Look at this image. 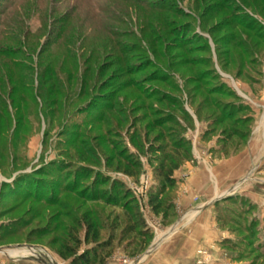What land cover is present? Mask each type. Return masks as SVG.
<instances>
[{
    "label": "rangeland",
    "instance_id": "obj_1",
    "mask_svg": "<svg viewBox=\"0 0 264 264\" xmlns=\"http://www.w3.org/2000/svg\"><path fill=\"white\" fill-rule=\"evenodd\" d=\"M143 1L0 0V52H7L0 53V188L6 187L0 194V264H67L60 256L67 240L63 228L86 209L106 216L120 208L102 201L83 204L80 197L89 196V188H108L116 180L118 199L126 187L141 209L136 192L150 180L148 173L153 176L151 156H137L143 167L138 180L115 170V159L105 165L112 144H124L128 153L136 150L134 130L125 132L127 123L113 130L120 110L137 127L145 112H136L138 106L154 110L156 100L174 97L194 122L183 135L201 139L199 146L206 147L210 142L221 146V130L232 127L216 121L240 105L235 130L240 136L248 132L247 140L236 145L234 137L227 152L218 148V155H234L248 142L264 148V0ZM73 35L76 57H92L86 71L75 66L69 45L64 51ZM233 39L246 44L234 48ZM108 43L112 49L105 48ZM43 69L46 76L60 72L54 100L30 97ZM182 114L174 112L180 122ZM213 126L215 133L205 136ZM86 146L92 156L83 152ZM243 179L239 185L248 184L237 185V194L219 206L218 225L225 232L221 264H264V154ZM83 230L77 232L80 238ZM88 247L81 244L78 252ZM130 261L115 248L107 264Z\"/></svg>",
    "mask_w": 264,
    "mask_h": 264
},
{
    "label": "trees",
    "instance_id": "obj_2",
    "mask_svg": "<svg viewBox=\"0 0 264 264\" xmlns=\"http://www.w3.org/2000/svg\"><path fill=\"white\" fill-rule=\"evenodd\" d=\"M125 1L128 2V0ZM132 1H134L135 3L144 2L143 0ZM231 2H233V0H231ZM231 2H227L224 8L227 10L230 9ZM74 37L75 35L71 36L69 40L65 42L64 49H66L64 51H67V45H69L68 51L71 53L73 59L75 60V66H85L84 70L86 71L91 67L90 61L92 57L91 55H88L87 58L83 61H81L80 58L78 59V57H76L78 52L75 49L74 44L76 40L74 39ZM233 42L234 48H238V43H245V41H236V39L235 41L233 39ZM109 47L112 49L113 45L111 43H108L105 48ZM0 53L7 55V52ZM79 62L80 65L76 64ZM192 62L189 61L188 64L192 65ZM223 65H225L226 67L228 64L227 62H225V64ZM77 71L78 70H76L75 76L76 79H79L78 74L80 73H78ZM59 73V71L54 70V72L49 74V76H46L47 70H41V72L39 73L40 83L39 85H37L36 90H32V92H30V97L32 98L33 96H38L43 101L54 100L55 96L59 93L55 82L57 80L56 77H58V79L60 80ZM73 73L74 72H72V70L69 71V75L67 76L69 82H71L70 76ZM48 81L51 84L50 87H46ZM13 97L14 100H20V98L17 96ZM172 98L174 99V97ZM172 98L170 99V97H168L169 100H156L155 103H157L158 106L154 110L151 109V106H138V110H136V112L140 110H143L145 112L141 116L142 118L138 120L139 126L137 127L134 126L135 119L128 121L126 119L127 116H125V114H123L120 110L119 113L121 114V116L117 118L118 123L113 130L116 129V131L114 132H119L121 131V129L119 128L127 123L125 132L130 134V131L134 130V132L131 133V138L133 139L132 141L135 142L136 150L133 153L131 151H129L128 153L123 148L124 144H122L123 146H119L118 144L120 143L112 144L113 146L111 145V155L106 156L108 158H106L107 161L105 163L108 168L110 166V161L115 159L117 161L114 168L115 170L129 174L134 177L135 180H138L143 167L137 156L140 153L150 155V162H153L154 164L152 165L155 185L152 186L148 191V203L153 212L157 214L158 212L162 211L164 212V216H167L166 214L168 213V211L172 209V204L170 202V191L174 183L172 175L181 164L191 159V140L185 137L184 133H186L188 128L194 125L193 119H191L189 114L183 112L182 102L173 100ZM242 109L243 107L238 105L236 107V110L233 111V109H230L229 112H225V114H223L224 116L221 120L216 121V123L219 122V124L227 121L228 123H231L232 127L229 130H227L228 128H224L221 130V136L219 140L221 145L219 146L220 150L227 152V147L232 146L233 138L236 136L238 138L237 142L235 143L236 145H238L239 143L244 144L246 142L247 139L245 138L248 136V132L240 136L235 130L237 125L239 124L240 118H236L234 114L235 112L241 111ZM175 110H178L179 112L182 111L183 120L181 122L176 119V116L174 115ZM152 115L155 116L152 117ZM151 117L152 120H150ZM143 120H147L148 122L147 124L142 126L140 122ZM14 127V132L19 130L18 128H16V126ZM215 127L217 128V126ZM215 127L212 128V130L205 132L204 135L207 136L209 133H215ZM152 132H155L156 134L149 137ZM91 151L92 149H90L89 146H86L83 152L92 156L94 151ZM103 154L105 155L106 153ZM81 156L82 155L79 156L80 160L85 159V156H83L82 158ZM100 181V184L104 185L106 178H102ZM114 181L116 180L110 182L108 188H96L94 190L89 188V190L87 191L88 193H90L89 196L85 195L86 192L84 193V195L80 193L82 195L80 197V200H82L83 204L86 203V200L91 203L102 201V204L105 207L114 208L116 205L120 204V208H114L115 210H110V215L108 214L106 216L102 215V212L94 213L90 211L91 209H86L77 218V220L72 219L71 226H68V228L67 226L66 228H63L66 230L65 238L67 240H65L66 242H62L61 244L60 256L64 260H68L67 264H107L108 259L114 253L115 248H120L128 257H135L143 252L149 245V242L152 238V233L150 232V229L148 228L139 210L138 201L133 197L131 191L125 187L123 189L124 192L122 195V198L125 199V201L120 202L122 198L119 200L118 196H116L118 192L115 193V191H117V188L115 186L116 182ZM117 183L122 186L124 185L122 184V182L117 181ZM5 188L6 187H3L1 185L0 194ZM82 206L83 205H80V207ZM111 216L112 220L110 222L109 219H111ZM99 219H103L102 222H100ZM108 222H110V224H108ZM104 225H107V228L109 230L106 236H103V232H101V230L105 228ZM79 229H84V234L81 238L77 233ZM223 243V245L227 246L228 241H223ZM81 244L89 245V247L86 248L83 253L78 252Z\"/></svg>",
    "mask_w": 264,
    "mask_h": 264
},
{
    "label": "crops",
    "instance_id": "obj_3",
    "mask_svg": "<svg viewBox=\"0 0 264 264\" xmlns=\"http://www.w3.org/2000/svg\"><path fill=\"white\" fill-rule=\"evenodd\" d=\"M197 142L191 141V159L172 175V209L167 216L162 211L156 214L149 206L148 191L155 180L152 173L147 174L150 180L146 192H142L143 203L139 204L152 238L141 256L131 257L129 264H195L196 250L201 247L211 254L207 264L222 263L220 245L225 232L218 225L219 206L229 196L236 195L238 191L234 190L241 184H248L246 180L239 185L237 180H244L243 174L250 169L251 163L259 162L264 148L248 142L239 152L225 157L222 153L218 155L216 144L210 142L200 147L201 139ZM253 153H258V157Z\"/></svg>",
    "mask_w": 264,
    "mask_h": 264
},
{
    "label": "built area",
    "instance_id": "obj_4",
    "mask_svg": "<svg viewBox=\"0 0 264 264\" xmlns=\"http://www.w3.org/2000/svg\"><path fill=\"white\" fill-rule=\"evenodd\" d=\"M142 188L141 189V192L140 191H136V194H137V198L139 199L140 203L141 201H143V195H142V192H146L147 190V181H144V183L142 184L141 186ZM197 254H198V258L196 259V264H207L209 259H210V253H208L207 251L205 250H198L197 251Z\"/></svg>",
    "mask_w": 264,
    "mask_h": 264
},
{
    "label": "water",
    "instance_id": "obj_5",
    "mask_svg": "<svg viewBox=\"0 0 264 264\" xmlns=\"http://www.w3.org/2000/svg\"><path fill=\"white\" fill-rule=\"evenodd\" d=\"M0 182H1V179H0ZM43 264H59L55 261H45V260H42Z\"/></svg>",
    "mask_w": 264,
    "mask_h": 264
}]
</instances>
